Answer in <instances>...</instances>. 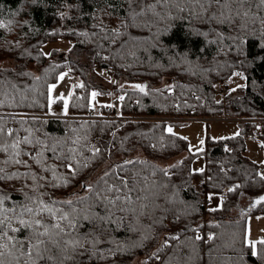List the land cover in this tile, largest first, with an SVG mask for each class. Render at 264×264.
Returning a JSON list of instances; mask_svg holds the SVG:
<instances>
[{"label": "trees", "instance_id": "obj_1", "mask_svg": "<svg viewBox=\"0 0 264 264\" xmlns=\"http://www.w3.org/2000/svg\"><path fill=\"white\" fill-rule=\"evenodd\" d=\"M0 25L3 264H264L246 238L247 216L264 213L247 154L256 128L264 147L261 0H0ZM58 39L72 42L60 61L43 50ZM65 71L76 84L56 115L49 88ZM237 71L245 85L225 92ZM93 91L122 97L119 115L83 117ZM217 117L240 133L209 138L195 171L167 125Z\"/></svg>", "mask_w": 264, "mask_h": 264}, {"label": "rangeland", "instance_id": "obj_2", "mask_svg": "<svg viewBox=\"0 0 264 264\" xmlns=\"http://www.w3.org/2000/svg\"><path fill=\"white\" fill-rule=\"evenodd\" d=\"M72 42L68 39H58L56 41L47 42L43 45V50L47 55L55 52L53 59L60 61L64 57L65 53L70 49ZM4 62H0L3 65ZM62 77V78H61ZM109 85L112 86L111 79H109ZM246 83V78L242 72L237 71L233 76L223 84L222 88L225 92L230 91L236 87L243 86ZM73 77L68 71L63 72L59 75L58 79L50 85L49 88V100H50V111L56 115H67V109L69 100L72 95V90L75 86ZM55 86V87H53ZM95 97L92 95V106L95 109L94 115H100L101 107L103 104L111 105L113 100L118 99L116 114L119 115L120 105L122 102L121 97L114 93L110 96H104L98 94L96 91ZM222 97V96H220ZM62 100V105H58ZM174 120V119H172ZM171 128L172 133L181 135L188 139L189 150L196 154V157L192 163V167L195 171H204L206 169V157L203 150L206 149L207 140L219 139L237 135L240 133V124L234 118L228 117H217V118H191V119H179L177 122H170L167 125L169 131ZM247 154L248 156L258 163L259 170L264 175V147L261 138L253 141L247 139ZM187 152H184L177 158L169 161L173 163L176 159L185 157ZM106 169L103 166L97 175H100ZM207 207L218 208L222 204L223 196L220 193H208ZM248 206L246 198L240 201L238 207L235 208L236 213H240L245 210ZM247 242L252 246L253 250L257 251L259 242L264 241V213H253L247 216V231H246ZM134 264H144L141 258H137Z\"/></svg>", "mask_w": 264, "mask_h": 264}, {"label": "built area", "instance_id": "obj_3", "mask_svg": "<svg viewBox=\"0 0 264 264\" xmlns=\"http://www.w3.org/2000/svg\"><path fill=\"white\" fill-rule=\"evenodd\" d=\"M108 74H109V76L112 79L113 76H114V72L113 71H109ZM73 81L74 82L76 81L75 77H73ZM117 104H118V99L117 100H113L111 105H107L106 106V110L108 112H110L113 108H115L117 106ZM94 114H95V109L91 108L90 111H89V114H87L86 116H83V117H88V118H101L102 117V116H97V115H94ZM260 136H261V130L259 128H256V129H254L252 132H250L248 134L247 138L250 139V140L255 141ZM159 260H160V256H157L156 260L153 262V264H159Z\"/></svg>", "mask_w": 264, "mask_h": 264}, {"label": "snow or ice", "instance_id": "obj_4", "mask_svg": "<svg viewBox=\"0 0 264 264\" xmlns=\"http://www.w3.org/2000/svg\"><path fill=\"white\" fill-rule=\"evenodd\" d=\"M261 3L264 4V0H261ZM0 26H3V25H0ZM82 86L83 85H81V87ZM53 87H55V86H53ZM136 87L140 88L141 91H143V89H144V86H142V85H137ZM92 95H93V97H95L96 93L94 92ZM121 99H122V97H121ZM169 131H171V128H169ZM4 150L6 151L7 149L5 148ZM16 162H19V161H16ZM259 200H264V196L260 197ZM259 200L257 201V203H259ZM29 211H31V210L29 209ZM49 211H51V209H49ZM21 223L23 224L24 221H21ZM37 223H39V221H37ZM2 225H3V221H0V227H2ZM14 231H15V229H14ZM8 239L11 240L12 238L11 237H8ZM261 243H264V241H261ZM5 247H7V245H5ZM255 254L256 253L254 252L253 255H255ZM0 255H3V254L0 253ZM0 264H3V262L0 261Z\"/></svg>", "mask_w": 264, "mask_h": 264}, {"label": "water", "instance_id": "obj_5", "mask_svg": "<svg viewBox=\"0 0 264 264\" xmlns=\"http://www.w3.org/2000/svg\"><path fill=\"white\" fill-rule=\"evenodd\" d=\"M75 195V193H71V194H69V196H74ZM262 196H264V194L262 195ZM262 196H260V197H262ZM259 197V198H260ZM259 198H257V199H255L254 200V202L252 203L253 205H257V204H259L260 202H263L264 200H259ZM259 200V203H257V201Z\"/></svg>", "mask_w": 264, "mask_h": 264}]
</instances>
